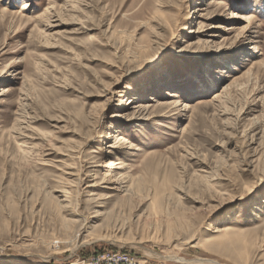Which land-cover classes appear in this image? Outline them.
Masks as SVG:
<instances>
[{"label":"rangeland","instance_id":"obj_1","mask_svg":"<svg viewBox=\"0 0 264 264\" xmlns=\"http://www.w3.org/2000/svg\"><path fill=\"white\" fill-rule=\"evenodd\" d=\"M5 87L0 264H264V0H0Z\"/></svg>","mask_w":264,"mask_h":264},{"label":"bare ground","instance_id":"obj_2","mask_svg":"<svg viewBox=\"0 0 264 264\" xmlns=\"http://www.w3.org/2000/svg\"><path fill=\"white\" fill-rule=\"evenodd\" d=\"M213 3H215V2H213ZM30 8H31V6L28 5V2H24L21 11L24 12V11L30 9ZM238 18H240V19H242V18L248 19L247 16L244 17L243 15H241V17H238ZM238 80H239V79H237V78L234 79V81H236V82H237ZM234 81H233V82H234ZM236 82H234V84H235ZM10 91H11V89L8 88V87L3 88L2 93H1V95H0V98L3 97V96H5V95H6L7 93H9ZM173 96H176V95H173ZM134 102H135V101H132L131 104H135ZM169 102L171 103V101H169ZM170 103H161V104H167V105H168V104H170ZM137 104H138V103H137ZM173 104H174V102H173ZM146 105H147V104H141V105L139 104V106H140V107H143V108L146 107ZM134 107H135V106H134ZM140 107H139V108H140ZM147 107H150V105L147 106ZM92 186H93V185H92ZM229 230H230L229 228H225V229L223 230V232H224V231L228 232ZM219 231H220V230H219ZM221 232H222V230H221Z\"/></svg>","mask_w":264,"mask_h":264}]
</instances>
